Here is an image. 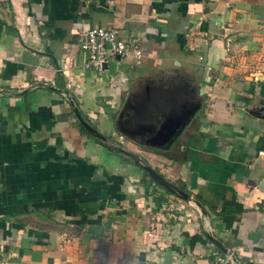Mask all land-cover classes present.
I'll use <instances>...</instances> for the list:
<instances>
[{
  "label": "crops",
  "instance_id": "crops-1",
  "mask_svg": "<svg viewBox=\"0 0 264 264\" xmlns=\"http://www.w3.org/2000/svg\"><path fill=\"white\" fill-rule=\"evenodd\" d=\"M92 27L141 57L83 69ZM71 102L151 128L146 164L199 207L80 132ZM206 235L228 264H264V0H0V264H211Z\"/></svg>",
  "mask_w": 264,
  "mask_h": 264
},
{
  "label": "built area",
  "instance_id": "built-area-1",
  "mask_svg": "<svg viewBox=\"0 0 264 264\" xmlns=\"http://www.w3.org/2000/svg\"><path fill=\"white\" fill-rule=\"evenodd\" d=\"M79 49L83 69L96 73L104 70L108 59L130 57L136 62L142 55L138 41L122 39L116 30L103 27L88 28L84 32ZM231 261L232 255L224 252V254H216L211 264H228Z\"/></svg>",
  "mask_w": 264,
  "mask_h": 264
},
{
  "label": "water",
  "instance_id": "water-1",
  "mask_svg": "<svg viewBox=\"0 0 264 264\" xmlns=\"http://www.w3.org/2000/svg\"><path fill=\"white\" fill-rule=\"evenodd\" d=\"M103 67H105V65H103ZM72 112L74 114V116L76 117V119L78 120V122L81 123V125L85 128V130L92 136H94L95 138H98L101 141H105V136L100 134L95 128H93L88 122H86L82 116L80 115V112L77 110V108L74 106V104L71 102L70 103ZM195 111V108L192 109V111L190 113H185L183 114L180 118H176L174 121H169L170 123V127L169 129H167V131L165 132L166 134L162 133L159 137L158 140H160L158 142V145H168L173 137L179 133V130L182 129L184 127V125L186 124V121L188 119V117ZM118 119V118H117ZM115 120V125H116V121ZM148 144L152 145L154 144V142H148ZM118 151H121L125 154H129V152H126L124 150H122L120 147L117 148ZM133 163L136 164L137 166H139L147 175L148 177L155 182L156 184H158L159 186H161L162 188H164L166 191L172 193V194H176L179 198L183 199L186 202H189L191 200H193L190 196V194L184 192L183 190L179 189L177 186H175L174 184H172L170 181H168L167 179H165L162 175H160L158 172H156L153 168H151L148 164L146 163H142L140 161L139 157H133L132 159ZM194 201V200H193ZM195 205L199 207V204L194 201ZM206 237L218 248H220V250L224 253L226 252V249L212 236L206 235Z\"/></svg>",
  "mask_w": 264,
  "mask_h": 264
},
{
  "label": "rangeland",
  "instance_id": "rangeland-1",
  "mask_svg": "<svg viewBox=\"0 0 264 264\" xmlns=\"http://www.w3.org/2000/svg\"><path fill=\"white\" fill-rule=\"evenodd\" d=\"M108 60H110V59H108ZM187 93L190 94L191 98H194L195 97L194 89L187 88ZM171 96H174V93H172ZM130 102L131 101H129V100L127 101L128 105L123 106V108L120 110L121 113L124 112V113H127L129 116L131 115L132 109L130 108L131 107ZM104 111L107 112L108 110L105 109ZM120 111H118V113H117L118 115H119ZM121 113H120V116H121ZM101 115H102V113H101ZM114 115L115 114H112V115H109L108 114V116H104V115L101 116L102 120H104V121L107 120V122H105L106 125H107V126L105 125V128H103V126H97L98 122H96V121H93L91 123H92L93 127H96V129L99 131V133H102L104 136H106V139H107L106 142L109 145L115 146L117 148H118V145H119V147L121 146L124 149H126V148L131 149V151L133 149L135 156L136 157H139L140 158V161L142 163H147V160L145 158H143V156H146L147 157V154H145L143 152V147H141L140 145H138L137 143H135L132 139H130V136L128 135L129 132H125L124 129L120 127V124H121L120 122H119V127L120 128L118 129L119 131L118 130H115V133L112 131L111 132L112 134H109L108 130H110V127H112L113 129H115V127L113 126V124L111 122V121H113V116ZM75 123L77 124V122H75ZM166 131L167 130H165V132ZM85 135L87 136V134H85ZM119 135H121V136H119ZM92 139L94 140V138H92ZM115 144H118V145H115ZM159 155L160 156H163L161 154H159ZM178 156L179 155L177 154L175 157H178ZM130 159H131V157H130ZM122 161L123 162H126L127 160L125 158H122ZM129 163H130V161H129ZM132 166H134V165H132ZM158 187H160V186H158Z\"/></svg>",
  "mask_w": 264,
  "mask_h": 264
},
{
  "label": "flooded vegetation",
  "instance_id": "flooded-vegetation-1",
  "mask_svg": "<svg viewBox=\"0 0 264 264\" xmlns=\"http://www.w3.org/2000/svg\"><path fill=\"white\" fill-rule=\"evenodd\" d=\"M195 107H196V105L192 104V102H190V101H188L186 104H181L180 107H179V109H178V111H175V113H173V118H177V117L180 118L183 114L190 113L192 111V109L195 108ZM193 114H195V112H193L191 114V116ZM113 124H114V127L116 128V130H118L121 127V126L119 127V122H117V121H116V125H115V120H113ZM166 129H168V128H166ZM165 130L163 132H165ZM139 131L140 132H137V134H135L134 132L129 131L128 135L130 136V139H132L133 141H135L137 143H144V144H147L148 142H154V138H152L150 136V133L153 132V130L151 128H146V129H142V130H139ZM180 132H179V134H180ZM154 133H156V132H154ZM179 134H176L173 137V139H172L173 142H175L177 140ZM131 156L132 157H135V154L134 153H131Z\"/></svg>",
  "mask_w": 264,
  "mask_h": 264
},
{
  "label": "trees",
  "instance_id": "trees-1",
  "mask_svg": "<svg viewBox=\"0 0 264 264\" xmlns=\"http://www.w3.org/2000/svg\"><path fill=\"white\" fill-rule=\"evenodd\" d=\"M75 107L77 108V104H76V103H75ZM77 110L79 111L78 108H77ZM79 112H80V111H79ZM80 115L82 116L81 112H80ZM82 118L85 119V120L87 121V119L85 118V116H82ZM76 122H77V125H78V128H79L80 132H82V133H84V134H87V135L91 136L92 138H94V140H96V141H97L98 143H100L101 145L105 146L108 150H110V151H112V152H115V151H116L115 148L112 147L111 145H109V144H107V143H105V142L99 140L98 138H95L94 136L90 135V134L85 130V128L81 125L80 122H78L77 120H76ZM88 123H89V122H88ZM89 124H90V123H89ZM90 125H91V124H90ZM91 126L93 127V125H91ZM93 128H95V127H93ZM142 172H143L144 175L147 176V174H146L144 171H142Z\"/></svg>",
  "mask_w": 264,
  "mask_h": 264
}]
</instances>
